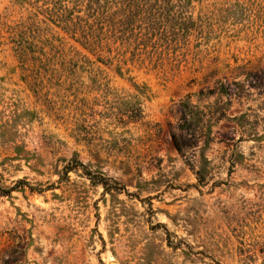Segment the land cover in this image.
<instances>
[{"label": "rangeland", "instance_id": "obj_1", "mask_svg": "<svg viewBox=\"0 0 264 264\" xmlns=\"http://www.w3.org/2000/svg\"><path fill=\"white\" fill-rule=\"evenodd\" d=\"M135 4L0 0V264H264V0Z\"/></svg>", "mask_w": 264, "mask_h": 264}, {"label": "trees", "instance_id": "obj_2", "mask_svg": "<svg viewBox=\"0 0 264 264\" xmlns=\"http://www.w3.org/2000/svg\"><path fill=\"white\" fill-rule=\"evenodd\" d=\"M139 1H143L144 3H150L151 1H154V0H104L105 4L110 3L114 7L115 6H119V8H120L119 11L122 12L123 16H124V3L125 2H127V5H130L129 7H132L133 5H136L135 3L139 2ZM105 7L106 6H102L101 9H100V11H101L100 12L101 13L100 16L102 17V19L105 18V16H107L105 11H104ZM76 162H78V161H76ZM78 164L81 166V168H83V170H85L84 166L80 162ZM86 174L89 175V173H86ZM90 178H92L93 180L94 179H98L99 180V177H90ZM101 182H102V185L105 186V183H103V181H101ZM10 190H11L10 188L6 189V188H4V187H2L0 185V193L1 194H7V193H9Z\"/></svg>", "mask_w": 264, "mask_h": 264}, {"label": "water", "instance_id": "obj_3", "mask_svg": "<svg viewBox=\"0 0 264 264\" xmlns=\"http://www.w3.org/2000/svg\"><path fill=\"white\" fill-rule=\"evenodd\" d=\"M109 264H116L114 261L110 262Z\"/></svg>", "mask_w": 264, "mask_h": 264}]
</instances>
